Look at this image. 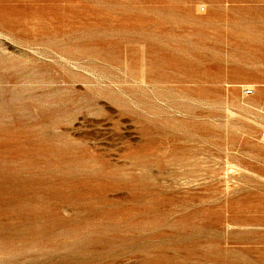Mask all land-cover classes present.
<instances>
[{"label": "rangeland", "instance_id": "obj_1", "mask_svg": "<svg viewBox=\"0 0 264 264\" xmlns=\"http://www.w3.org/2000/svg\"><path fill=\"white\" fill-rule=\"evenodd\" d=\"M0 264H264V0H0Z\"/></svg>", "mask_w": 264, "mask_h": 264}, {"label": "bare ground", "instance_id": "obj_2", "mask_svg": "<svg viewBox=\"0 0 264 264\" xmlns=\"http://www.w3.org/2000/svg\"><path fill=\"white\" fill-rule=\"evenodd\" d=\"M194 153H195V152H194ZM192 156H194V155H192ZM192 156H191V157H192ZM188 157H189V156H188ZM195 158H196V157H195ZM195 158H194V159H195ZM198 158H199V155H198ZM198 158H197V159H198ZM185 159H186V157H185ZM185 159H184V161H183V160H181V161H182V162H185V161L187 160V159H186V160H185ZM190 159H192V158H190ZM190 159H188V160H190ZM182 162H181V163H182ZM187 162H188V161H187ZM187 162H186L185 164H188V165H189V162H188V163H187ZM196 162H197V161H195V163H196ZM181 163H180V164H181ZM195 163H194V164H195ZM185 164H184V165H185ZM182 165H183V164H182ZM184 165H183V166H184ZM189 166H190V165H189Z\"/></svg>", "mask_w": 264, "mask_h": 264}]
</instances>
